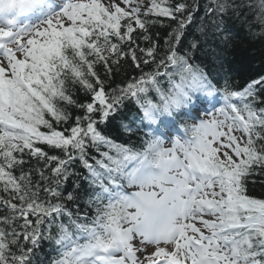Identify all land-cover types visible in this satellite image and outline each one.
Masks as SVG:
<instances>
[{"label": "snow or ice", "instance_id": "snow-or-ice-1", "mask_svg": "<svg viewBox=\"0 0 264 264\" xmlns=\"http://www.w3.org/2000/svg\"><path fill=\"white\" fill-rule=\"evenodd\" d=\"M229 22L264 0H0V264H264V74L195 62Z\"/></svg>", "mask_w": 264, "mask_h": 264}, {"label": "trees", "instance_id": "trees-1", "mask_svg": "<svg viewBox=\"0 0 264 264\" xmlns=\"http://www.w3.org/2000/svg\"><path fill=\"white\" fill-rule=\"evenodd\" d=\"M229 27L231 28L229 45L227 47H217L218 42H211L209 46H204L196 52L195 62L207 65L208 70L212 72L213 76L221 79V83L223 82L222 77L227 75L231 77V83L243 85L249 79L255 78L257 74H264V39L251 38L246 29L241 28L238 24L234 25L229 22ZM152 31L153 33L160 31L161 35L164 34L163 29L154 28ZM141 46L144 45L142 44ZM213 52L218 54V59L212 55ZM221 64L223 65V69L222 71H218ZM97 71L102 78H105L103 68L98 67ZM138 74L130 66V62H122L115 80L119 82ZM130 115L125 114L124 116H127L128 120L123 121L122 117H118L117 122L110 124L105 131L111 136L119 138L121 132L118 124L121 121L128 123ZM123 138H126L128 142L133 140L127 133L123 135ZM75 170L78 172L76 166ZM256 179L257 182L255 184H249V192L256 197L264 198V184L261 183L259 177ZM69 185V190H71V181Z\"/></svg>", "mask_w": 264, "mask_h": 264}]
</instances>
